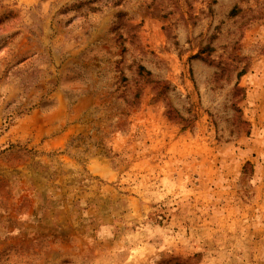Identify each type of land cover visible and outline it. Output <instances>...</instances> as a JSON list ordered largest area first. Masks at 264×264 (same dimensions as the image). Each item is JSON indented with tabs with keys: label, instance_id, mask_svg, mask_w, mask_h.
<instances>
[{
	"label": "rangeland",
	"instance_id": "rangeland-1",
	"mask_svg": "<svg viewBox=\"0 0 264 264\" xmlns=\"http://www.w3.org/2000/svg\"><path fill=\"white\" fill-rule=\"evenodd\" d=\"M0 264H264V0H0Z\"/></svg>",
	"mask_w": 264,
	"mask_h": 264
}]
</instances>
